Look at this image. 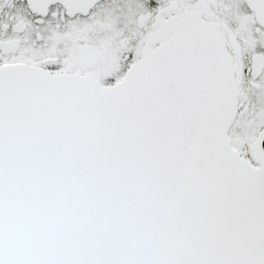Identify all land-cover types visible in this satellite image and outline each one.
Here are the masks:
<instances>
[{
	"label": "snow or ice",
	"instance_id": "obj_1",
	"mask_svg": "<svg viewBox=\"0 0 264 264\" xmlns=\"http://www.w3.org/2000/svg\"><path fill=\"white\" fill-rule=\"evenodd\" d=\"M0 264H264V0H0Z\"/></svg>",
	"mask_w": 264,
	"mask_h": 264
}]
</instances>
